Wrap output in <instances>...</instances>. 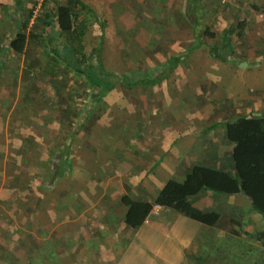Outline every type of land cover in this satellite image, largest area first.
Wrapping results in <instances>:
<instances>
[{
  "label": "crops",
  "instance_id": "0c3cea01",
  "mask_svg": "<svg viewBox=\"0 0 264 264\" xmlns=\"http://www.w3.org/2000/svg\"><path fill=\"white\" fill-rule=\"evenodd\" d=\"M145 1L151 9L148 10L147 16V22H151L146 25L147 30L152 32L151 35L156 38L162 35L178 39L167 45L172 55L165 56L164 49L154 51H161L163 57L154 62L151 68L156 67V72L160 68H170L172 56H183L179 62L182 66H177L175 68L177 70L174 69L176 72L169 71V75L154 86L162 84L167 87L174 78L176 84H179L181 81L178 77L179 70L185 67L186 63L192 66L191 69L202 70L208 65L216 71L224 68L230 61L237 62L235 60L237 58L243 64L238 62L240 65L236 67L233 65L234 70L229 72L228 77L225 75L226 80L220 78L222 82L225 81L226 87L218 97H221V100L226 98L227 101L250 98L248 102L253 100L261 102L249 108H245L246 103H243L239 106L242 107V111L229 114L226 107L205 108L202 103H190L189 99L185 100L189 104H182L184 95L181 92L174 97H171V94L154 92L152 97L154 101H158L159 107L153 110L149 107L147 114L165 117L173 114L178 118L181 116L182 120L179 122L178 119V124L162 131L159 135L161 137L156 136V128L159 125L147 126L149 128L144 131L143 126L133 124L128 140H115L108 144L106 149L101 150L105 162L101 163L96 171L92 168L96 164L90 162L83 165L82 171L76 170L75 145L68 138L71 140L73 133L77 131L75 129L77 126L68 128L67 133L70 136L65 137V143L59 146L54 145V137L57 138V133H62V130L60 128L59 131H53V128L50 145L55 157L51 152V157H54L51 167L60 175H57L55 181H50V167L47 166L32 177L35 181L34 188L32 184L27 183L23 189L20 186L17 195L9 190L10 194L6 199L17 198L20 220L16 221L14 218L16 205L11 204L0 210L2 212L0 264H122L125 257L134 263L138 260L136 258L138 254L144 253H147V256L141 260L145 264H152V256L162 260L161 264H191L192 260L188 257L191 253L204 256L212 264H264V246L234 235L221 228L222 226H212L196 220L171 207L154 205L144 223L136 229L125 223L128 207L122 201L124 196H130L137 201L152 202L169 180L184 182L196 165L220 169L235 177L236 169L232 157L235 143L227 138V123L240 115L264 112V56L256 58L254 51L251 56L244 58L238 54L241 50L237 49L235 42L242 38L241 43L245 46L243 43L249 42V33L256 32L258 44L261 43V38L264 37V12L261 10L264 7V0H230L226 10L220 12L217 11L218 5V8L215 6L217 0H193L191 1L193 8L191 10L188 8V11L185 9V0ZM68 2L69 0H58V4ZM124 4L127 5V0H122L121 6ZM0 5H13V10H8L7 14L19 16L16 32H28L25 30L26 27L22 26L24 23L21 18L26 0H0ZM75 5L77 20L81 22L80 27L83 32H87L88 27V23L84 21L87 11L93 13L97 20L104 19V32H117L120 29L118 20L112 18L113 12L109 0H76L73 6ZM208 8L213 11V17L209 20L218 17L223 24L213 28L207 26L202 33L204 37L215 38L217 41L220 37H224L225 39L220 43L223 51L219 50L218 45H209L207 51L203 50L206 48V41L201 34H198L200 32L197 26L198 13L206 14ZM127 18L124 17L125 23ZM174 20L175 26H173ZM207 21L205 23H208ZM158 23L162 24L161 28ZM172 27L176 29L180 27L184 30L171 32ZM121 28L125 29L123 32L135 30L132 26ZM208 28L214 37L205 33ZM164 30L167 32L162 33ZM239 32H243V35L240 36ZM65 39L68 40V36ZM55 42L61 44L57 38ZM64 43L68 42L63 40L61 46L65 47ZM213 46L218 48V51L215 49V54L212 53ZM5 47L6 53L10 51L9 47ZM242 48L241 52L244 53L245 48ZM207 53L212 57L211 59H207ZM216 54H222L224 58ZM201 55L205 59H202ZM185 58L190 62L185 61ZM1 59L4 60L3 57ZM221 72L224 73V70ZM199 80V78L187 77V82L184 84L194 81L193 84L197 85ZM183 93L188 92L184 90ZM189 96L194 101V96L192 94ZM148 98L150 102V94ZM136 99L137 104H134L136 110H141L140 107L146 108L139 98ZM171 103L178 106L171 108ZM216 111L219 119L212 121ZM11 114L12 112H8L0 116ZM160 123V125L170 124V121L166 118V123L165 120ZM41 129V126L36 127V131ZM16 131L28 136L24 135L22 140L21 137L18 139L17 146L23 150V154L18 155L20 159H26L25 154L37 159L40 155L36 150L40 148L43 150L44 146H49L44 142L42 135L37 137L31 134L33 130L30 128ZM39 134L42 132L40 131ZM1 138L2 136H0V146ZM54 147L57 149L54 150ZM33 150L34 155L30 152ZM86 151L88 156L89 150ZM64 154L68 157V163L65 162ZM43 157L47 158L49 155H42ZM45 162L49 163L47 160ZM25 163H21V166H26ZM75 173L82 177V186L86 181L82 190L76 187V177L80 176H76ZM19 177L21 179L22 175ZM90 177L105 181L102 188L99 190L90 188L88 186L90 184L87 183ZM21 180L26 182L24 179ZM50 186L53 188L52 193L46 195L44 191ZM44 197L50 200L45 199L44 202ZM192 202L195 208L203 212L217 211L226 215L227 226L229 221L234 219L252 233L264 230V216L252 207L250 200L244 194L204 192ZM11 229L14 231L12 232ZM143 244L148 249L139 251V247ZM1 246H6L7 249ZM130 250L129 259L127 252Z\"/></svg>",
  "mask_w": 264,
  "mask_h": 264
},
{
  "label": "rangeland",
  "instance_id": "374dc122",
  "mask_svg": "<svg viewBox=\"0 0 264 264\" xmlns=\"http://www.w3.org/2000/svg\"><path fill=\"white\" fill-rule=\"evenodd\" d=\"M229 1L222 4L217 0V4L215 5L219 7H217V11L226 10ZM109 2L111 3L110 8L113 12L112 18L118 20L117 24L120 29L117 30V32H104V19L101 18L97 20L94 18L93 13L90 14L87 11V16L84 18V21L88 23L87 32H84L83 36L79 39L81 40L79 42L81 45L80 47L87 55L85 56L89 59L94 56L96 58L99 51L105 68L119 73L129 71L127 73L130 75L131 73H135L136 76L133 74V79L137 77L140 78L145 74L155 73L157 68H151V66L154 62L163 57V53L161 51H154L157 49H164L166 50L165 56H170L173 53L168 50L169 46L167 45L176 42V40L178 41V39H172L171 37L162 35L156 38L151 35L152 32H149L146 27L147 23L151 22H147L150 6L145 0L141 2H139V0H127V5L124 4L123 6H121L122 0H109ZM44 5L49 10L55 11L58 6V0H26V7L23 9L21 18L23 23H25V25L27 24L25 30L28 31L26 33L29 35V42L25 53L22 55H18L13 51H8L6 53L5 46L9 47V40L16 33L19 16H10L7 14L8 10H13V5H0V59L2 57L4 59H1L2 62H0V114L12 112L10 116H0V136H2V145L0 146V210L9 207L11 204H14V206L16 205L14 213L16 221L20 220L17 208L18 200L17 198H12L11 200L6 199V196L10 194L9 190L14 191L17 195L20 186L23 189L27 183L32 184V188H34L35 181H33L32 177L47 166L50 167V181H55L57 175H60L57 170H53L51 167L54 163L53 158L55 157L54 152L51 151L50 145V134L53 128V131H59L60 128L62 130V133H57V138L54 137V145L59 146L65 143V137L68 138L70 136V134L67 133L68 128L77 126L75 128L77 131L73 133L71 140L68 138L69 141L74 142L75 145L74 164L76 170L82 171L83 165L90 162L96 164L94 165L95 167L92 166L93 171H96L100 164L105 162L101 150L106 149L107 145L111 144V142H115V140H128L130 137L129 132L133 124L143 126L144 128L142 129H144V131L149 128L147 126L159 125L156 128V136H159L162 131H166L167 127L178 124V119L179 122L182 120L181 116L178 118L173 114L166 117L164 115H148L147 110L149 107L151 110L157 108V106L159 107L158 101L153 100L152 94L154 92H163L166 95L171 94V97L181 92L184 95L181 102L182 104L188 103L185 100L189 99L190 103L199 102L202 103L201 105L205 106V108L217 106L219 108L226 107L229 114H237L242 111V107L239 106L243 103H246L245 108H249V106L258 105V103L261 102L260 100L248 102L250 98L242 100L236 98L235 100L229 99V101H227L225 100L226 98L221 100V97H218L220 96L219 94H222L224 87H226L225 81L222 82L226 80L225 75L227 77L230 75L234 70V68L232 69L233 65L234 67L240 65L238 62L243 64L241 60L236 58L235 60H237V62L230 61L224 68L216 71H214V68L208 67V65L205 68L203 67L202 70H196V68L191 69L192 66L186 63L188 65L185 64V67L183 66V68L179 70L178 77L181 79L179 84H176V78H174L167 87L162 86V84L156 86L148 84L136 85L133 87H125L124 84H118L107 97L97 101L93 109L85 112L91 99L92 84L88 79L79 77L69 66L64 64L65 62L57 59L49 50L48 45L45 44L46 40L44 36H42L44 27L40 20ZM212 12L213 11L208 8L206 14L198 13L199 23L197 26L200 31L198 34H201L206 41V48L203 49L204 51H207L209 45H218L219 50L223 51V47L220 43L222 39H225L224 37H220L219 41H217L215 38L204 37L202 33L207 26L213 28L216 27V25L220 27L223 24L218 17L212 19V21L209 20L213 17ZM124 17H128L126 23L123 21ZM155 20H157V18ZM206 20H208V23H205ZM175 22L174 20L173 26H175ZM124 26H132L135 30L123 32L125 29L121 27ZM158 26L161 28L162 24L158 23ZM179 30L183 32L184 28L183 30L180 27L177 29L176 27L171 28V32H178ZM52 32H57V35L54 33L57 40H60L61 44L63 40L68 42L64 44L75 52V42L72 41L69 35L58 33L61 31L57 29ZM165 32H167V30L162 31V33ZM66 36H68V40L65 39ZM248 38L249 42L245 41L243 43L245 46L241 43L242 38L235 41L237 49L242 51V47L245 48L244 53L240 51L238 54L240 56L242 55L244 58H248L255 51L254 55L256 58L261 55L264 56V52H262V50H264V37L261 38L262 41L260 44H258L256 32H250ZM207 40L209 41L208 43ZM182 43L185 44V42ZM172 48H174V46H172ZM215 49L218 51V48L213 46L212 50L215 51ZM201 57L205 59L202 55ZM208 58L211 59L212 57L207 53V59ZM185 61L190 62V60H186V58ZM179 65L181 64L178 63V66ZM221 70H224V73L221 72ZM187 77H192L194 79L199 78V83L195 85L193 84L194 81H192L184 84V82H187ZM220 78L223 80L221 81ZM184 90L194 96V101L190 99L188 93H183ZM148 94H150V102ZM256 94H258V91ZM136 98H139L141 103L146 107L144 109L140 107L142 111L136 110L137 108L134 105L137 104ZM172 104L173 103H171V108L178 106V104ZM166 118L170 121V124L160 125V122L163 120H165L166 123ZM218 119L219 115L218 111H216L212 121ZM212 121L210 120V122ZM205 124H207V122ZM37 126H41L42 129L36 131ZM27 128L33 130L30 133L34 134V136L38 137L42 135L44 142H47L50 146H44L43 150L42 148L36 150L37 154L40 155V157H36L37 159L27 154H25L26 159L24 158V160L20 159L18 156L20 153L23 154V150L19 149L17 146L18 139L21 137L22 140L25 134L17 133L16 130ZM40 131L42 134H39ZM25 136L28 137L27 135ZM54 136H56V134H54ZM46 137H48V139ZM55 149L57 148L54 147V150ZM86 149L89 150L88 156ZM30 152L32 155L35 154L34 150ZM51 152L54 157H51ZM42 155H49V157L42 158ZM64 157L65 160L67 159L68 163L66 154H64ZM42 160L44 162H42ZM46 160L49 162L48 164L45 162ZM21 163H25L26 166H21ZM19 167L21 168L20 170ZM19 175H22L21 179H24L26 182H22ZM75 175L80 176L77 173H75ZM76 178V187H80L82 190V187L86 185V181L84 182V186H82V177ZM87 181V183L90 184L88 186L96 190L102 188L101 186L105 182L95 180L92 177ZM52 189V186H50V188H47L44 192L46 195L51 194ZM45 199L50 200L44 197V202H46ZM6 214L8 215V212ZM0 215H2V212H0ZM13 220L14 219H12V222ZM142 249L147 250L148 247L143 244L138 250L141 251ZM130 255L131 250L127 252V258H129ZM144 256L146 258L147 253L138 254L136 257L138 260H135L134 263H132V260H127L125 257L122 264H145V262L141 260ZM151 263L161 264L162 260L152 256Z\"/></svg>",
  "mask_w": 264,
  "mask_h": 264
},
{
  "label": "trees",
  "instance_id": "16d2710c",
  "mask_svg": "<svg viewBox=\"0 0 264 264\" xmlns=\"http://www.w3.org/2000/svg\"><path fill=\"white\" fill-rule=\"evenodd\" d=\"M75 1L69 0L66 4H58L55 11L49 10L44 5L40 20L44 27L42 36L47 41H45V44L48 45L51 53L57 59L65 62L64 64L69 66L79 77L88 79L92 84L91 99L85 112L93 109L95 103L107 96L118 84H124L125 87L155 85L166 78L169 71H173L181 61L182 55L172 56L170 58V68H160L158 72L145 74L136 79H133L135 73L130 75L127 73L129 71L119 73L108 70L104 67L99 51L96 58L94 56L89 59L80 47L79 42L81 40L79 39L84 32L80 27V21L77 20V6H73ZM185 1V9L187 11L188 8L191 10L193 8L191 1L193 0ZM261 10L264 12V7ZM195 21L197 23L196 19ZM22 26L26 27L27 24L24 23ZM56 29L62 31L58 33L69 35L72 41L75 42V52L71 48H65L66 46L63 47L60 43L55 42L56 36L54 33L57 35V32L52 31ZM209 31L208 28L205 33L214 37V34ZM239 35H243V32H239ZM28 42L29 35L26 32L19 31L10 38L8 46L10 51L22 55L25 53ZM212 53L215 54V51L212 50ZM216 55L224 58L222 54ZM227 138L235 143L232 153L236 169L235 177L220 169L196 165L184 182L169 180L152 202L137 201L130 196H124L122 201L128 207L125 214V223L133 229L140 227L154 205L158 204L174 208L209 225L222 226L221 228L234 235L245 237L264 246V230L252 233L240 226L234 219H231L227 226L225 225V221L228 220L226 215L217 211L203 212L193 206V199L204 192L229 195L241 193L247 196L252 207L264 216V112L240 115L233 121L228 122ZM65 162L67 163V159ZM11 231L14 230L11 229ZM1 248L7 249L6 246H1ZM9 251L7 250V252ZM188 257L192 260L191 264H212L199 254L191 253Z\"/></svg>",
  "mask_w": 264,
  "mask_h": 264
},
{
  "label": "built area",
  "instance_id": "2783aa9c",
  "mask_svg": "<svg viewBox=\"0 0 264 264\" xmlns=\"http://www.w3.org/2000/svg\"><path fill=\"white\" fill-rule=\"evenodd\" d=\"M220 1V3H222V4H225V3H227L229 0H219Z\"/></svg>",
  "mask_w": 264,
  "mask_h": 264
}]
</instances>
